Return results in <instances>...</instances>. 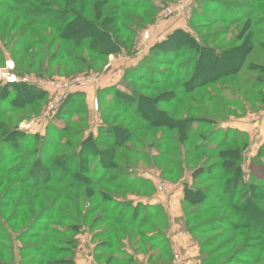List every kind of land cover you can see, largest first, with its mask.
<instances>
[{
	"label": "rangeland",
	"instance_id": "374dc122",
	"mask_svg": "<svg viewBox=\"0 0 264 264\" xmlns=\"http://www.w3.org/2000/svg\"><path fill=\"white\" fill-rule=\"evenodd\" d=\"M83 1L78 0L79 3H83ZM96 1L101 3L107 2V0H87L91 10L96 6L97 12L99 13L100 10H104L105 15L111 7L115 6V2L112 0H108L101 7ZM10 4H14L12 0H0V9H6ZM149 4H154L157 7L160 6L159 17L154 24L150 21L145 26L146 28L139 30L137 39L134 38L135 53L106 56L110 64L106 65V70L104 68L102 72L98 73L95 70H100L103 67V63H100V61L92 62L91 59L93 57L99 56L85 49L77 51L74 48L65 46L63 47V52H71L75 55L78 54L85 57L88 63H94V70H89L83 66H70L63 59L44 62L41 57H38L37 61L32 60L29 56V51H27V46L31 41L25 37L26 35H22L23 30L27 29L24 22L20 19L23 10L9 11V13L0 11V75L12 69L11 72L18 80L15 83H26L28 86H32V88H37L41 92V96L43 95L41 98H39L38 92L35 95H29L33 97L32 101L28 102L25 107H18L14 110L12 106L15 105H11L14 89L8 87L6 82L0 78V109L6 110L8 112L7 116L16 117L10 124L0 126V163L3 165L7 164L9 166L8 168L12 170L10 172V169L5 171L0 170V260L9 264H11L10 262L14 264H21V262H27L25 264H57L54 262L57 258H73L79 245V240L77 235L74 234V230L68 232L59 229L58 223L60 221H63V223H60L62 225L68 224L79 230L82 236L88 234L94 243L100 242L101 248L98 249V253L101 254L100 259L103 262L122 256L123 240H128L130 246L135 250L138 246H142L146 254L151 253V251L159 252L157 247L159 245L162 246V234L160 232H164L165 229L171 226L170 219L167 217L170 209H167L165 212L159 206H155L148 210L144 204H134L132 201H128L131 198L168 197V200L176 204L172 207L171 213L182 212V215L186 214L191 228L204 223L205 220L213 219L215 214L219 213V211L214 210L211 206L218 202L216 201L217 195L222 194L223 191L220 189H217V191L208 190L207 188L213 182L208 180L212 176L210 172L211 174H219V169L212 168L215 162L218 161V158L213 157L211 160H206V156L211 154H214V156L217 155L215 149L200 150L199 157L196 155L194 158L197 159L192 160L190 163H188V155L186 154L182 162L183 171L163 175L160 168L156 166L157 160L155 158V155L167 151L163 147L157 149V143L163 140V128L158 127V130L154 129L155 131L148 129L149 131L142 130L132 133V130L126 126L128 123L126 111L128 116L134 117V109L130 110L129 105H122L124 103L119 96L121 92L130 95L134 89H138L143 95L149 96V101L148 99L142 100L143 107L139 110L142 117L138 111H136L134 117L139 122L148 125L149 120L147 118H152L155 112L152 107H149L153 103L152 99L158 100V97H162V100H175L174 96H164V94L171 95L173 91H183L181 88L184 83V78L180 76H174L165 83L158 84H150L143 80L135 81L134 79L126 77V71L134 68L141 61L142 66H145L146 71L149 72H145L147 76H153L155 74L150 72L148 67L160 74L162 70H167L170 67L177 68L181 64L180 62L191 58L193 53L189 51V55L186 54L180 57L179 60L170 61L172 62L171 65L148 62L149 57L154 54L153 52L157 48L155 45L159 41L164 40L168 36V33L176 29L189 30L190 28L193 32L196 31L201 37L205 38L209 45H215L216 48L223 50L226 57L224 56L222 59L219 57L218 61L216 59L210 62L213 66L212 73L217 72L220 74L223 70H229L231 67L236 70L238 66L237 62L245 56V50L251 51L245 57V63L247 64H244L239 72L229 74L223 79L225 84H221L226 86L230 85L232 87L231 91H226L225 93L220 92L222 86L219 83H214L215 87L213 90L212 87H209L216 94L217 99L215 98V101L210 106L215 107L214 109L217 110V114L206 107L208 106L207 98L204 97L202 92L208 88L207 85L188 93L189 96L195 98L194 100L199 105V109L197 111H193L192 109L193 112H184L182 110L180 113L184 116H192L195 119L196 125L198 127L200 126V128H194L190 134L194 137L197 136V138L198 135H202L206 140L205 142L208 141L211 147H217L226 136L230 141L239 139L240 144L248 141L249 147L244 154V158L241 160V164L245 169V179L248 185L250 183H256L257 186H261L264 190V166L255 160L260 148L264 144V52L257 49L258 45L263 44L260 37L255 38V36L253 37L251 35H255L254 31L261 32L264 35V0H173L167 4H163L161 0H155L150 1ZM249 6H252L253 11H255L249 21L247 19V21L241 19L234 25L220 22L221 19L232 18V16L246 12L244 10ZM25 8L29 10L28 13L37 12L39 17L43 18H40V20H46V22H51L59 18L49 17L56 10L57 12H63L64 8L65 10H69V8L76 9L72 1L66 3L63 0H29ZM168 9H171L173 13L166 15ZM119 11L134 14L136 17H139L141 13V9L119 8ZM207 15L214 16L218 20H216V23L206 22L208 18H203V16ZM68 16L70 18L72 16L70 11ZM82 16L84 15L81 14L80 17ZM98 17L99 19L91 17V22H95V20L101 21L100 14ZM110 17H112L111 23L110 25H106L108 29L112 28L115 24L120 26L121 24L127 23L122 19H116L117 21H115L114 16ZM256 22H259L261 25H253ZM77 26L78 29L76 28L75 32H78L81 36L75 37V35H71L68 41L79 42L81 40H87L90 36L89 29L82 23H79ZM36 28V32L40 37L39 40H44L46 44L51 42L53 36H57V33L51 27ZM43 30L51 34V37L47 36ZM120 36L121 39L128 37V35L121 34ZM252 37L256 39V42L255 39L253 41ZM52 42L54 45L50 47L51 54L57 51L60 41L52 40ZM33 46L35 48L41 47L40 45ZM165 48L167 47L163 44L156 50L160 53V50ZM168 53V55H159L157 58L154 55L152 57L156 60H163V63H167L168 61L166 60L174 58L172 52L168 51ZM115 57H124V59L118 58L115 61ZM99 58L103 59L104 57L100 56ZM218 67L221 69L218 70ZM137 74L141 73L138 72ZM82 76L86 77L87 85L82 84L84 86L74 87L72 93L80 91L84 92L86 96L81 94L74 95L75 99L73 100L76 101H74V110L72 112L68 111L70 109L69 105L67 109L62 111V114L57 113V110L48 113L47 106L50 103L52 89L46 88L44 82L49 80L65 82ZM178 84H181L179 89L176 88ZM6 87L8 88V92H5ZM92 87L93 91H89V88ZM98 97L100 98L99 101ZM109 100H112L113 104ZM147 102H150V104L148 105ZM96 104H98V108ZM99 104L101 109H99ZM114 104L122 105V111H112L109 117L103 118L106 109L113 107ZM196 117L202 120V122H198ZM122 123L125 125H121ZM113 124H116V126ZM64 125H67L69 128L64 133L67 137L58 139L55 133L56 131L62 130ZM105 126H114V129L118 128L117 137L119 139L117 143L119 150L117 154L118 157L122 156L120 159L116 158L115 160L118 161V166L122 170L129 168L126 174L129 175L130 184L133 183V178L137 179V182L132 184V186L123 188L122 190H116L104 184L96 186L87 185L84 177L87 175L89 178L87 179L90 180L92 176L96 175L95 169L98 166V159L95 157H89L83 167L88 168L89 172L82 173L80 176H78L80 169L78 167L79 163L77 162L79 157L74 159V162L77 163L72 169L68 168L63 171L62 166H55L57 159L64 161L63 155L71 156L81 151L83 149V141L90 138L91 135H93V140L96 145L99 148L105 149V134L102 131V128ZM120 126L124 128H119ZM70 132L75 135L70 134ZM131 135L133 140H127L128 136L130 137ZM174 136L177 137L178 133H175ZM46 143H51V147L56 150L54 159H52V165L49 167V172L44 170L43 176H32L31 182L35 180L34 183L28 184L26 179L22 182L23 177L28 174L30 165L40 156L41 151H47L51 148ZM176 143L177 140L173 142L174 145ZM121 145H123L122 148H120ZM183 145L184 152H186L189 145L191 146V143H185ZM132 151L139 152V156H131L129 152ZM31 155L34 156L32 160L29 158ZM250 155L251 157H249ZM4 157L8 159L5 160L6 158L4 159ZM1 159H4V161ZM49 159L50 157H48ZM168 162V164L166 163L168 167H174L175 164L170 161ZM58 170L60 173H57ZM39 172L37 171L36 174H40ZM67 172H70L68 178H66ZM199 177L200 182H198ZM64 179L67 182L61 185V180ZM187 180L190 181L188 184H191L190 186L192 188L197 189L200 186H204L203 193L209 192V195L200 200L199 203L189 205L184 203L183 200V202L181 201L180 207L178 201L181 197L180 189L184 188V183H187ZM72 181L78 186L69 188ZM220 186H224L223 183L220 182ZM217 187H219V183H217ZM97 190L109 191L114 195V199L108 204L109 207L107 206L106 208L105 205H101L100 201L91 195V191ZM59 193H62V195L60 198H57L56 196ZM261 197H264L262 192ZM67 198H71L73 201ZM75 198L78 200L75 201ZM115 199L126 200L127 202L122 201L123 203L116 204ZM206 202L210 204L206 205ZM52 206L56 207L58 213L51 219L53 211H50V209ZM255 206V210H257L255 212L264 214V200L257 201ZM126 208L129 210V217L136 218L137 226L143 222L147 214H150V216L154 214L156 217L151 220L149 225L147 224V226L140 229L123 224L116 225L113 210L116 209V212H122ZM59 212L66 214V217H59ZM255 212L252 211L251 218L256 214ZM83 213L88 214L86 219H80L83 217ZM134 214L135 216H133ZM34 221H37V223ZM182 221L183 228L186 231L196 237L201 244L203 242L206 244V247H202V255H205V259L210 257L209 259L214 261L218 254L222 255L221 260L215 261L214 264H264L261 261L264 259V253L258 250V246L261 243L258 240L262 235L258 234L251 227L241 228L237 231L219 230L212 227L215 230L207 228L204 233L200 232L196 234L186 228L184 216ZM210 223L206 224L210 225ZM246 223L252 226L256 225V223L262 224V226L264 225V222L256 216L252 220L246 221ZM256 227L260 228V226ZM57 230L64 237H60L61 235L56 233ZM155 232H158L156 234L157 236H154L156 240L154 242L150 241L149 234ZM141 234L145 237H141ZM45 236H49L52 241L56 237H60L62 245H56V247L62 249L60 251L61 253L57 255L52 252L44 253L42 240ZM74 236H76V240L73 239ZM235 237L240 240L233 243L232 247L225 249L221 246L223 243H228L229 240H234ZM11 246L12 248L14 247V250L16 249V256L22 254L23 256L21 258L12 256L13 249L10 250L8 248ZM23 246H27L26 248L28 249H23ZM102 246L104 249H102ZM20 249L23 251L21 252ZM160 257L162 258L161 261L158 257L159 259H145L144 262L168 264L171 260V257L164 256L163 254ZM0 264L2 263L0 262ZM61 264L68 263L63 262Z\"/></svg>",
	"mask_w": 264,
	"mask_h": 264
},
{
	"label": "trees",
	"instance_id": "16d2710c",
	"mask_svg": "<svg viewBox=\"0 0 264 264\" xmlns=\"http://www.w3.org/2000/svg\"><path fill=\"white\" fill-rule=\"evenodd\" d=\"M63 1H66V3H68V1L70 2L72 1L76 9L69 8V10L68 9L65 10L64 8L63 12L62 11L57 12L56 10L55 12L50 14L49 17L50 18L59 17V18L51 22H46V20L41 21L40 20L41 17H39V14L37 12L28 13L29 10L25 8V6L28 5L29 0H22V1L12 0V2L14 3V4H10L12 6L9 5L6 9L2 8L0 9V11L3 13H9V11L14 12V11L23 10V14L20 15V19L24 22L27 29L23 30L22 35H26L25 37L31 41L30 44L27 46V51H29L30 53L29 56L31 57L32 60L37 61L38 57H41L43 59L42 61L44 62H47L49 60L54 61L57 59H63L67 61L68 65L70 66L71 65L73 67L83 66V67L88 68L89 70H94V67H93L94 63H91V62L88 63L85 57L80 56L78 54L75 55L71 52H66V53L63 52V47L65 46L74 48L77 51L81 49H85L89 52L94 53V55L97 54L99 57L100 56L104 57L103 59H101L99 57L92 56L93 57V59H91L92 62L100 61V63H103V67L100 70H95L96 73L102 72L105 66L108 64V60H109L107 58L108 56L120 55V54H125V53H128V54L135 53L134 51L136 50H135L134 38L137 39V34L139 33V30L146 28L145 26L150 21L153 24L156 22V20L159 17L158 13L160 11V6L157 7V6H154V4H149L150 1H155V0H112L113 2H115V6L111 7L108 10L106 15L104 14V10H100L98 13L96 6L94 7V9L91 10L90 4L87 3V0H84V1L82 0L83 3L82 2L79 3L78 0H63ZM170 1H173V0H161L163 4H167ZM257 1H262V0H257ZM107 2L99 3L98 1H96V3H98L100 7L106 4ZM119 8L121 9L126 8V9H133V10L141 9V13L139 14V17H136L134 16V14L120 12ZM69 11L72 13L71 18L70 16H68ZM244 11L246 12L232 16V18L221 19L220 22H226L229 25H234L238 23L241 19L242 20L247 19L249 21L251 16H253V14L255 13V11H253L252 6L247 7V9ZM81 14L84 15L82 17H84L85 19L84 18L82 19V17H80ZM99 14L101 16V21L95 20V22H91V17H96L95 19H99L98 17ZM110 16H114L115 21H117L116 19H122L125 21V23L126 22L127 23L121 24L120 26H117L115 24L114 26H112V28L108 29L106 25H110L111 23L110 21L112 17ZM204 17L208 18L206 19V22L216 23V20H218L214 16L207 15V16H203V18ZM79 23H82L85 27L89 29L90 36L88 37L87 40H81L79 42L68 41L71 35H75V37H78L80 35L78 32H75L76 28L78 29L77 25ZM128 25H131V26H128ZM253 25H261V24L259 22H256ZM36 27H41V28L51 27L53 31L57 33V36L52 37L53 41L54 40L60 41L56 52L51 54L50 47L54 45L52 40L51 42L47 44L45 43L44 40H39L40 37H39V34L36 32L37 31ZM198 29H201V28H198ZM43 31L45 32V30ZM254 32H255V35L254 34H251V35H253V37L255 36V38L260 37L263 43V44L258 45L257 49L260 50L261 52H264V35L261 34V32H257V31H254ZM45 34L51 37V34L47 32H45ZM120 34L128 35V37L126 39H121ZM255 38H253V41ZM255 42H256V39H255ZM163 44L166 45L167 48L160 50V53L157 52L158 50L156 49L158 47H161V45ZM33 45H40L41 47L35 48ZM155 46L157 48L155 47L156 49L153 52L154 54H152V56L154 55V57L157 58V56L159 55L161 56L162 54L168 55L169 54L168 51H169V52H172L174 56L173 58L174 60L169 59V60H166L168 61L167 63H163V60L162 61L156 60L152 56H150L148 59V62L154 63V64L171 65L173 61L179 60L180 57H183L186 54L189 55L188 54L189 51H192L191 53L193 54L191 58H187L186 61L180 62L181 64H179L177 68L170 67L167 70H162L160 74H158L159 72L155 70L153 71L152 68L148 67L150 72L155 74L153 76H150V75L147 76L145 72H148V71H146L145 66H142V61H141L139 62L137 66L126 71V74H127L126 77L130 79H134L135 81L143 80V81H147L150 84H158V83H165L166 81H168L174 76H180L184 78V83L182 84V88H181L183 89V91L182 92H180V90L173 91L171 95L164 94V96H174L175 100H172V99L170 101L162 100L161 99L162 97H158V100L152 99L153 103L149 107H152L155 112L152 118L150 117L147 118V120H149L148 125L142 122H139L134 117L136 115V111L140 113L139 110H141V108L143 107L142 100L148 99L149 101V96L143 95V93L139 91L138 89L136 90L134 89L132 94L130 95H128V93L121 92L119 96L121 98V101L124 103L122 105L123 106L129 105L128 107L130 110L134 109L133 111L134 117L128 116L127 111H126V117H127L126 119H128V123L126 124V126L132 130V133L134 131H142V130H148V129L158 130V127L163 128L162 130L163 140L157 143V149H160L163 147L164 149H167V151L161 152L155 155V158L157 160L156 166L160 168L163 175H168V174L170 175L177 171L178 172L183 171L182 162H183V157L186 154L188 155V163H190L192 162V160L197 159V158H194L196 155L199 157L200 150L215 149L217 151V155L214 156V154H211L209 156H206V160H209V159L211 160L213 159V157L218 158V161L215 162L212 168L219 169V174L218 173L211 174L210 172V175L212 176L209 177L208 180L213 181V182H211V184L209 185L210 187L207 186V188L208 190L210 189V190L217 191V189H220L223 191L222 194L217 195L216 201L218 202L211 206V208L219 211V213L215 214L213 219L205 220L204 223L198 226L195 225L196 227L194 226L192 228L190 226L189 219L188 217H186V214H185L184 221L187 226L186 228H188V230L193 233L199 234L200 232L204 233L207 228H211L215 230L212 227H215L219 230H233V231L234 230L237 231L245 227H248V228L251 227L253 230L258 232V234L262 235V237L259 238L258 240L259 242H261L260 245L258 246V250L264 253V225L262 226V224L256 223V225L252 226L251 224L246 223V221L252 220L255 216L259 220L264 222V214L255 212L257 211L255 210L256 208L255 204H257V201L264 200V197H261V192L264 194V190L263 188H261V186L258 185L260 187L259 188L256 183H250V185L247 184L246 179H245V169L243 168L241 164V160L242 158H244V154L249 147V142L245 141V142H242V144H240L239 139H234L230 141L228 137L226 136L224 140L220 144L217 145V147L215 146L211 147V144L208 141L205 142L206 140L202 135L201 136L198 135V138H197V136L194 137L190 134L191 132H193L194 128L195 129L200 128V126L198 127L196 125L195 119H193L192 116H184L180 113L182 110L184 112L185 111L193 112L199 109L198 108L199 105H197L196 101L194 100L195 98L189 96L188 93L194 91L195 89H198V88H201L207 85L208 88H206V90L202 92L204 94V97L207 98L206 101L208 103V106L206 107L208 109L210 108V110L213 113L217 114L216 112L217 110L214 109L215 107L210 106L213 104V101H215L216 94L213 93L211 89H209V87H212V90H213V88L215 87L214 83L225 84L223 80L224 78H226L229 74L239 72V70L244 66V64L245 65L247 64L245 63L246 61L245 57L248 53L250 54L251 51L249 50L250 51L249 52L247 49L245 50L244 52L245 56L242 57V59H240L237 62L238 66L236 70L231 67L229 70H223L220 74H218L217 72L212 73L213 66L210 62L216 59H217L216 61H218L219 57L222 59L224 56L226 57V54L223 53V50L216 48L215 45H211V44L209 45L206 42L205 38L201 37V35L198 34L196 31L193 32L190 28L189 30L187 29L174 30L173 32L169 33L168 36L164 40L159 41ZM220 67H218V70L221 69ZM138 72H140L141 74H137ZM6 85L14 89L13 99L11 101V105L12 104L15 105V106H12L14 110L17 109L18 107H25V105L28 102L32 101L33 97H30L29 95L32 96L38 92L39 98L43 97V95L41 96V92L38 91L37 88H32V86H28L26 83H23V82L13 83V84L6 83ZM179 86H181V84H178V87L176 88L179 89ZM221 86L222 88L220 92L225 93L226 91L229 92L232 90V87L230 85L226 86V85L221 84ZM5 92H8L7 87H6ZM72 92L73 91H71L70 94L62 101V103L57 109V113L62 114V111L67 109L69 105H70V109L68 111L72 112L74 110V104H75L74 103L75 100H73L75 99L74 95L75 94L84 95V92H80V91H77L75 93H72ZM261 93L263 94V92ZM99 97H98V101L100 99ZM109 102L113 104L112 100H109ZM147 103L148 105L150 104V102H147ZM115 104L113 107H109L106 109V113H104L103 118L109 117V114H111L112 111L114 112L122 111L123 106L115 105ZM99 109H101L100 104H99ZM7 113L8 112L6 110L0 109V119H2L0 121V126H6L8 123L10 124L16 119L15 116H7ZM139 115L142 117L141 113ZM196 119L198 122L199 121L202 122V120H199L197 117ZM113 125L116 126V124H113ZM121 125H125V124L122 123ZM105 127L102 128L103 129L102 131L105 134L104 135V144H106L105 149L99 148L93 140V135H91L90 138H87L86 140L83 141V149L81 151L71 156L63 155L64 161L57 159L55 162V166L59 167L60 165L62 166L63 171H65L68 168L72 169L73 166L76 165V163L78 162L79 163L78 167L80 169L78 176H80V174L82 173L89 172L88 168H83L84 164L88 161L89 157L90 156L95 157L96 159H98V166L95 169L96 175L92 176L90 180H88L89 178L87 177V175L84 177V180H86L87 185L96 186L99 184H104L113 189L122 190L123 188H128L129 186H132V184L137 182V179L133 178V183L130 184L129 183L130 179L128 178L129 175L126 174V171L129 170V168H127L126 170H122L118 166V161L115 160L116 158L120 159V157L122 156L121 155L118 157V154H117V151L119 150L118 148L119 145L117 143V140L119 139V137H117L118 128L114 129V126L113 127L105 126ZM119 128H124V127L120 126ZM68 129H69L68 126L64 125L62 130L56 131L55 136L58 137V139L67 137V135L64 133L68 131ZM71 133L72 132H70V134ZM175 133L176 134L178 133V136H177L178 138L174 136ZM99 139H100V136H99ZM110 140H113V141L110 142ZM127 140L129 141L133 140L132 135L130 137L128 136ZM176 140H177V143L174 145L173 142ZM185 143H191V146L189 145L188 150H186V152H184V148H183L184 147L183 144ZM46 145L51 147V143H46ZM122 146L123 145H121L120 148H122ZM125 148L128 149L126 146ZM129 153L131 156H134V157L139 156V152H136V151H132ZM55 154H56V150L52 147L49 148L47 151H43V152L41 151L40 156L36 158L34 162L30 165L28 174L27 176L23 177L22 182H24L25 181L24 179H26V182L28 184L34 183L35 180L34 182H31L32 176H35V175H38L39 177L43 176L44 170L49 172V167L52 165V162H53L52 159H54ZM48 157H50L49 160H48ZM77 157H79L77 162H74V159ZM5 158L6 157H4V159ZM29 158H31L30 160H32L34 156L31 155ZM4 159H1V160L4 161ZM7 159L8 158H6L5 160ZM255 160L259 161L262 164V166H264V144L260 148V151L257 154V157L255 158ZM168 161L175 164L174 167L173 166L168 167L167 166V164L169 163ZM8 167L9 166L7 164L3 165L2 163H0V170L5 171V170L10 169ZM10 171L12 170L10 169L9 172ZM37 171H40L39 172L40 174H36ZM57 173H60V171L58 170ZM67 173L68 174L66 175V178H68L70 172H67ZM61 181H62L61 185L67 182L66 179L61 180ZM198 182H200V177L198 179ZM220 182L223 183L224 186H220ZM217 183H219V187H217ZM75 184L76 183L72 181L70 185L68 184L69 188L72 186H78ZM190 185L188 183H184V203H187L188 205L193 204V203H199L200 200L206 198L207 195H209V192L203 193L204 186L203 187L200 186L199 188L196 189V188H192ZM258 194L259 196H257ZM61 195L62 193H59L56 197L60 198ZM91 195L95 196V198L100 201L101 205H105L106 208L107 206L109 207L108 204L114 199L113 197L114 195L111 192L104 191V190L91 191ZM67 199H69L70 201H73V199L71 198H67ZM76 200L78 199L75 198V201ZM115 200H116L115 202L116 204L123 203L122 200H117V199ZM207 204H210V203L206 202V205ZM147 208L149 210L150 206H148ZM115 210L116 209L113 210V215H115L114 222L116 225L123 224L129 227H133L135 229H140L139 228L140 226H137L136 224V218L134 219V218L128 217V214L130 213H128L129 210H127V208L122 212H116ZM50 211H53V214H51V219H52V217L58 212L56 210V207L54 206L51 207ZM252 211L256 213L255 215H253V218H251ZM87 216L88 214L83 213V217H81L80 219L82 218L86 219ZM59 217L64 218L66 217V214L59 212ZM146 218L148 217L145 216V219L143 220L144 223L147 220ZM5 222L7 223V221ZM34 222L37 223V221H34ZM209 222H211L210 223L211 226L209 224H206ZM60 223H63V221H60L58 223L59 229H63L68 232L70 230H74L75 231L74 234L77 236L80 234L79 230L69 226L68 224L62 225ZM35 226H37V224H35ZM256 226H260V228ZM56 233L60 234L61 235L60 237L63 236V234H61L59 230H57ZM140 236L145 237V236H142V234ZM60 237H56L55 240L52 241L49 236H45L42 240V248L44 249L43 250L44 253L52 252L55 255H57L58 253H61L60 251L62 249L59 247H56V245H60V244L62 245ZM74 237L73 239L76 240V236ZM238 240L240 239L235 237L234 240H229L228 243H223L221 246L225 249L232 247L233 243H235ZM50 245H51V248H50ZM201 246L204 248L206 247V244L203 242ZM26 247H24L23 249H28ZM8 248L10 250L13 249L12 256L15 257L16 249L14 250V247L12 248V246ZM21 249L20 251L22 252L23 250ZM202 253H203V249H202ZM17 256L21 258L23 254L17 255ZM204 256L205 255H202L203 264H214L215 261L216 262L220 261L221 260L220 258L222 257V255L218 254L216 256V259H214V261H211V259H209L210 257H207L205 259ZM74 257L75 256H73V258L71 257L70 259L69 258H66V259L57 258L54 260V262L57 264H61L63 262H66L68 264H74ZM171 260H172V257H171ZM233 261L235 260L233 259ZM261 261L264 262V259ZM0 262L2 264H9L2 260H0ZM10 263L14 264L13 262H10ZM25 263L27 262H21V264H25ZM230 264H233V263H230Z\"/></svg>",
	"mask_w": 264,
	"mask_h": 264
},
{
	"label": "crops",
	"instance_id": "0c3cea01",
	"mask_svg": "<svg viewBox=\"0 0 264 264\" xmlns=\"http://www.w3.org/2000/svg\"><path fill=\"white\" fill-rule=\"evenodd\" d=\"M169 34V33H168ZM119 57H115V61ZM119 59H124V57H120ZM112 61V60H111ZM110 64V61L108 65ZM113 64V62H112ZM106 70V66H105ZM104 70V71H105ZM89 91H93V87L89 88ZM92 94V93H91ZM251 157V155L249 156ZM189 183L190 181L187 180ZM181 197L179 201V205L181 207V201L184 200V188L180 189ZM183 194V195H182ZM124 201V200H122ZM128 201H132L134 204H141L146 205L147 207L150 206V209H152L155 206H159L161 209L167 211V209H170L169 214H167V217L170 219L169 222L171 224L170 228H167L164 230V232H160L162 234V246L159 245L157 247V250L159 252L151 251V253H145L142 246H138V248L135 250L133 247L130 246V243L128 240H123V246H122V256H119L113 260H106L103 262L101 258V254L98 253V249L101 248V243H97L91 240V237L87 234L86 236H82V233L77 236L79 240V245L75 252L74 257V264H138L145 259H155L160 258V261L162 258L160 257L161 254L164 256L172 257L174 253L178 252L180 253L183 258L185 259L187 264H203L202 262V246L199 240L194 237L191 233L186 231V229L183 228V216L185 219V214L182 215V212L180 213H171L172 207L176 204H173L170 200H168V197L164 196H153L151 198H144V199H134L131 198ZM171 207V208H170ZM135 216V215H133ZM129 217V214H128ZM146 222H141L139 228H144L149 225L151 220L156 217V215L147 214L146 215ZM181 221V222H180ZM158 232H155L153 234H149V240L155 241L156 239L154 236ZM157 236V235H156ZM106 248V247H105ZM102 249L104 247L102 246ZM158 258V259H159ZM114 261V262H113Z\"/></svg>",
	"mask_w": 264,
	"mask_h": 264
},
{
	"label": "built area",
	"instance_id": "2783aa9c",
	"mask_svg": "<svg viewBox=\"0 0 264 264\" xmlns=\"http://www.w3.org/2000/svg\"><path fill=\"white\" fill-rule=\"evenodd\" d=\"M172 13L173 11L171 9H168L166 15H170ZM11 70L12 69L6 72H3L2 75H0V78L3 79V81L6 83L13 84L18 80L16 79V76L11 72ZM85 78L86 77L82 76L74 80H68L65 82H59L57 80H49L47 82H44L46 85V88L52 89V96L50 99V103L47 106V112L48 113L55 112L60 106V104L62 103V101L65 99V96L72 91V88L76 86H84L82 84H86ZM96 105L98 108V104ZM138 264H151V263H146L142 261ZM168 264H187V263L185 259L183 258V256L177 252L173 255L172 260Z\"/></svg>",
	"mask_w": 264,
	"mask_h": 264
}]
</instances>
